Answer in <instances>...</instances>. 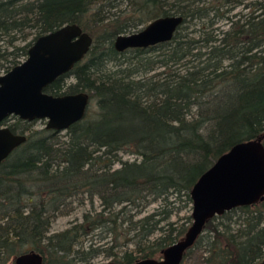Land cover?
<instances>
[{
    "label": "trees",
    "instance_id": "obj_1",
    "mask_svg": "<svg viewBox=\"0 0 264 264\" xmlns=\"http://www.w3.org/2000/svg\"><path fill=\"white\" fill-rule=\"evenodd\" d=\"M242 1L143 0L109 17L119 0H0V67L20 62L38 35L76 22L92 44L44 90H84L95 104L63 134L13 114L3 120L13 117L6 124L26 140L0 163V264L29 250L43 264H89L100 254L129 264L161 256L184 235L186 223L170 218L192 203L198 177L233 144L264 132V0L229 16ZM166 14L183 16L170 40L113 46L117 33ZM219 18L229 26H213ZM86 195L101 208L52 232L71 199ZM202 232L183 259L204 245L206 264H264V199L213 216Z\"/></svg>",
    "mask_w": 264,
    "mask_h": 264
},
{
    "label": "water",
    "instance_id": "obj_2",
    "mask_svg": "<svg viewBox=\"0 0 264 264\" xmlns=\"http://www.w3.org/2000/svg\"><path fill=\"white\" fill-rule=\"evenodd\" d=\"M180 14L159 15L138 30L119 32L113 38L116 50L147 47L170 40L182 22ZM93 41L76 22H66L38 35L26 57L0 73V163L25 142L26 132H14L3 123L9 115L33 120L46 118L45 126L66 129L83 118L90 103L87 91L52 94L44 87L81 60ZM264 132L240 141L222 153L196 180L190 190L192 223L183 237L161 251L159 258L146 257L129 264H181L185 252L215 215L264 199ZM13 264H43L33 250L13 258ZM105 264H122L111 260Z\"/></svg>",
    "mask_w": 264,
    "mask_h": 264
},
{
    "label": "rangeland",
    "instance_id": "obj_3",
    "mask_svg": "<svg viewBox=\"0 0 264 264\" xmlns=\"http://www.w3.org/2000/svg\"><path fill=\"white\" fill-rule=\"evenodd\" d=\"M141 1H143V0H119L118 5L116 7H113L112 9H110L106 13H108L109 17H112L114 13H118L120 10L130 11L134 7H137L138 3H140ZM251 2H252V0H243L242 3L231 7V9L228 11V15L232 16L233 18L234 17L236 18L239 14L242 15L245 12H248L250 10V7H251V5H250ZM149 7L155 8V7H153L152 4H150ZM151 19L146 20L142 24L137 25L136 27L131 28L126 32L138 30L139 28L144 26ZM229 21H230V19H228V18H219L218 20H216L214 22L213 26H217L219 28L225 29L229 26ZM193 25H194V23L190 25V28H192ZM29 32H31V29ZM193 34H197V33H193ZM31 37H32V34L28 33L27 38L30 39ZM16 44H23V40L16 41ZM10 48H11V46L8 47V49H10ZM25 57L26 56L21 55L19 57L20 61L23 60ZM109 64L111 65V62ZM156 70H158V69H156ZM5 71H7L5 69V67H0V73H3ZM66 80H67V82L73 81V77L69 76V77H67ZM90 108H93V109L95 108V104L93 101H91V103H90ZM13 120H14V118L10 116L9 119L3 123L6 124L9 121H13ZM33 120H34L33 121V127H42L46 123V118H35ZM59 132H60V134H63L65 132V129H61ZM121 156L123 159H128V160H132L136 157L135 155L127 153V152H122ZM82 199H83L82 202H81L80 196L78 198L71 199V203L67 206V209H66L68 211L67 214L58 215L54 219V221L51 225V231L52 232L63 230L65 228L69 227L71 225V222H73L75 220H80L82 217V214L85 211H88L90 209L99 210L101 208L100 201L96 197L93 198V201H91L87 197V195L84 196ZM159 204H160V201L152 202L140 216L155 211L158 208ZM182 204H183V202H182ZM180 205H181V202H180ZM191 208H192V206L190 203H187V204L184 203V206L180 210V212L178 214H173L170 219L172 221L176 222L175 225H180L181 223H186V227L188 228L192 223V218H191V221H188L186 219V216L191 215ZM161 225H163V224H161ZM230 226L232 227V231L234 232L235 229L238 227V224H237V222H235V223L231 222ZM202 233H203V235H205L204 232H202ZM157 235H158V233L154 234L152 237H155ZM132 247H133V245H131V248ZM204 256H205L204 245L202 247H193L189 251L188 255L182 260L181 264H206L204 262ZM159 257L160 256L157 255L154 258H159ZM13 258H12V261H13ZM111 260H112V258H108V257L104 256L103 254H100L97 257L90 260L89 264H105ZM9 263H11V261Z\"/></svg>",
    "mask_w": 264,
    "mask_h": 264
}]
</instances>
